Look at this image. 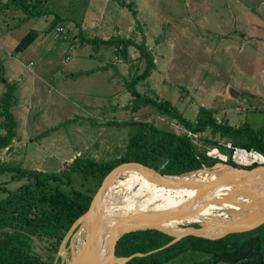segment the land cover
<instances>
[{
	"label": "rangeland",
	"instance_id": "obj_1",
	"mask_svg": "<svg viewBox=\"0 0 264 264\" xmlns=\"http://www.w3.org/2000/svg\"><path fill=\"white\" fill-rule=\"evenodd\" d=\"M8 1L0 0L2 26L5 24L3 7L11 6L7 4ZM151 1V6H143L142 10H138H140L141 18L146 21L145 24L151 29V34L143 35V42L149 39L153 45H157L158 50H154L153 53L157 56L160 66L151 80H146L147 77L139 80L135 84L136 90L151 97L169 99L190 121H195L198 107L203 105L214 110L217 121L227 123L232 127L248 124L253 128H258L263 125L264 0H232V4L229 3L230 0H205L206 3L201 0L202 4L198 0H190L189 5L183 3L182 0ZM226 4L231 6V9H226ZM12 6L21 9L13 4ZM123 6L130 11L122 8L121 16L125 20H129L131 16L136 23H139L136 4L134 6L125 2ZM114 7L116 5L108 2L106 9L113 12ZM42 8L45 9L44 6ZM187 9L190 10V23L183 21L181 17L182 10ZM161 11L163 20L156 21V13L159 14ZM56 19L57 17H54L48 27L52 29V38L54 27L59 23L63 24ZM160 23L163 25L166 23L165 28L170 24L172 29H166L161 35H156L154 31L156 28L159 31ZM65 28L68 34V30L73 28L77 35L73 37V32L70 31L69 39L53 38L62 43L56 46L60 63L58 72L63 74V78L64 74L70 78L68 69L71 64L75 63L74 59L79 53L81 62L84 63L82 66L89 67L79 80L81 83L95 85L93 96L88 91L90 87L84 84L83 88L87 91L82 95L79 94L78 97L70 92L61 97V94H58L60 100L57 106L50 105L51 101L48 100L50 94L45 96L42 100L46 108L45 114L40 113L43 112L40 109L36 112V116H33V113L26 116L19 108H14L15 110L11 112L15 111L13 115L17 120L16 134L9 147L0 149L2 161L19 165L22 168L57 173L67 169L77 155L93 158L96 161L117 158L124 153L129 137L136 130L135 125L124 123L128 120L150 122L158 128L179 135H188L198 151H204L210 157L220 159L228 157L231 148L228 138H223L218 134L212 135L209 129L192 134L176 119L159 113L150 105H140L136 110L131 109L132 96L127 91L126 85L132 78L131 75H138L136 71L143 69L145 61L142 64L133 63L131 69L129 71L127 69L123 74L122 65L128 63L129 60L114 63L112 62L113 53L107 44L101 43L93 46L89 43H82L80 36L85 35L80 30L71 25ZM82 29L84 34L89 31V27ZM1 31L3 28L0 29ZM150 37L153 39L150 40ZM135 38L138 42L141 41V37ZM70 45L73 47L71 48ZM129 49L128 54L133 51V55H129L131 59H134L138 53L140 55L137 47L130 45ZM145 50L148 51L147 48ZM150 54L153 58V54L151 52ZM66 55L70 56L68 61L65 60ZM7 61L15 62L20 73H26L14 57L8 55L4 61L0 59V84L4 88L5 84L1 81L7 76L4 72ZM104 64L113 70L119 66L117 67L120 71L119 79L116 82L108 81L100 75L96 77L93 75L94 69L103 72ZM134 65H136L135 68ZM150 85L155 88V93L150 90ZM67 88L73 87L68 84ZM1 121L2 117H0ZM120 121L123 123L119 124ZM71 177L72 183H67L65 177L58 180L61 190L69 191L72 187L75 189L89 187L88 184H82L84 181L77 173L73 172ZM27 181L25 177L13 179L12 173L1 174L0 185L6 191H1L0 198ZM76 230L77 227L72 229L61 244V250L64 248L66 251L65 257L53 255L54 262L59 258L58 264L69 263L72 257L71 243ZM258 231L261 232L262 229ZM32 239L23 240L39 253H42V247L47 248V242L44 240H39L36 236ZM193 239L191 236L185 241L182 240L178 245H190ZM104 248L105 242L98 248L99 255L104 252ZM209 257H211L210 252L189 246L170 257L164 264H193Z\"/></svg>",
	"mask_w": 264,
	"mask_h": 264
},
{
	"label": "trees",
	"instance_id": "obj_2",
	"mask_svg": "<svg viewBox=\"0 0 264 264\" xmlns=\"http://www.w3.org/2000/svg\"><path fill=\"white\" fill-rule=\"evenodd\" d=\"M122 3L124 5L125 2L122 1ZM7 4L21 8L28 18L41 16L45 13L41 0H9ZM61 20V18L56 19L58 22ZM80 38L82 43H89L93 46H98L101 43L108 46L121 44V55L124 60L129 59V46L137 47L140 50L139 57L144 59L145 65L138 75H131L132 78L130 77L131 79L126 85L127 91L132 96L131 109L136 110L140 105H150L159 113L176 119L192 134L209 129L212 135L218 134L230 140L232 145L229 149L230 152L225 160L210 157L204 151H198L188 135H179L158 128L150 122L128 120L124 123L135 125L136 130L129 137L124 153L117 158L96 161L93 158L77 155L67 169L57 173L22 168L0 159V175L8 172L12 173L13 179L25 177L28 180L0 198V228L22 229L36 236L39 240L47 242V248L42 247V253H39L23 240H33L29 235L19 230L0 232V264H58L59 258L54 262V256L51 252H56L59 249L72 224L86 211L103 177L120 163L140 162L154 168L161 174H180L200 168L202 165L211 166L216 163L211 168H205L208 170L201 172V174L230 176V173L221 171L227 166L223 162L238 165L231 157L235 147H238L237 149L245 148L248 152L256 151L264 156V124L258 128H253L248 124L232 127L227 123L217 121L214 110L203 105L198 107L195 121H190L169 99L162 100L156 96L151 97L138 92L135 84L148 77L155 66L152 55L145 50L146 46L143 42L136 43L130 37L121 36H111L106 39L98 36H80ZM15 101L14 85L6 82L5 90L0 95V117H2L0 127L4 130L3 133H0V149L9 147L16 134L17 120L11 112V106ZM256 164L252 163L246 167L249 168ZM120 171L124 172L115 179V193L118 196L124 193L123 186H120L130 181L128 177L149 174L148 171L136 165H125ZM73 172L77 173L84 181L83 185L88 184L89 187L85 189L72 187L69 191L61 190L58 180L65 177L67 183H72ZM117 179L118 182H116ZM51 182H55V184H51ZM1 191H6V189L0 185V193ZM114 198L115 194L108 199V202ZM151 219L158 220L161 218L153 216ZM260 229H262L261 232L258 231ZM251 237H256L262 241L264 246V223L246 233H233L214 240L193 236L194 239L190 245L182 246L183 244H180L164 253L135 256L129 259L127 263L162 264L166 259L189 246L210 252L216 258L220 253L232 251ZM172 238L171 235L153 228L134 230L119 238L115 252L116 254H123L130 251L154 249L169 242ZM189 238L191 236H187L184 241ZM107 254H114V244L109 248ZM195 264L203 263L197 262Z\"/></svg>",
	"mask_w": 264,
	"mask_h": 264
},
{
	"label": "crops",
	"instance_id": "obj_3",
	"mask_svg": "<svg viewBox=\"0 0 264 264\" xmlns=\"http://www.w3.org/2000/svg\"><path fill=\"white\" fill-rule=\"evenodd\" d=\"M106 1L112 2V5H116L113 12L106 9L108 5V2ZM122 1L129 2L134 6L136 4V12L140 20H138L139 23H136L134 18L131 16H129V20H125L121 16L123 14L122 8L128 9L126 6L122 5ZM198 1L202 4L201 0ZM182 2L189 5L190 0H182ZM151 3V0H44L43 6L45 7V13L41 16H33L29 18L21 9L12 5L7 7L4 6L3 17L5 19V24L3 26V31H1L4 33L0 32V59H3L4 61L8 55L12 56L26 71V73H20L17 64L13 61H7L6 67L4 68V72L7 73V76L5 79H2L1 83L3 82L5 84L6 82H10L14 85V96L16 101L11 106V111L14 108H19L23 115L27 116L30 113H33V116H36V112L41 109L43 112L40 113L45 114L46 108L42 103L45 96L50 94V97H48V100L51 101L50 105L52 106L55 104L54 106H57L60 100L58 94H61V97L70 92L74 93L78 97L79 94L82 95L87 91L83 88L84 84H87L88 87H90V89L88 88V91L93 96L95 85L91 83H81L79 80L80 76L83 75V72L89 68L87 65L82 66L84 63L81 62L79 53L74 59L75 63L71 64L69 67L70 69H68L70 70V78H68L66 74H64L63 78V74L58 72L60 63L58 61V48L56 46L61 45L62 43L54 40V37L52 38V29H48L54 17L61 18L62 20L59 22L63 23L65 26L71 25L76 27L77 30H80L86 37H92L90 35L101 38L121 36L130 37L135 42L140 43L143 42V35L151 34L150 27L145 24L146 21L140 16V10L143 9V6H151ZM204 3H206L205 0ZM229 3L232 4V0H230ZM225 7L226 9H231V6L227 4ZM189 12L190 10L188 9L182 10L181 12L183 21L187 23H190ZM234 17L237 19L236 15ZM159 20H163L162 11L159 14L156 13V21ZM164 25L160 23L159 31H157V28L154 31L156 35H161V33L166 29H172V27L169 26L170 24H168L166 28ZM83 27H89L87 34H84L82 29ZM219 27L221 28L222 25L220 24ZM70 31L73 32V37H76L77 34L74 33L73 28L72 30H68L69 34L71 33ZM165 34L166 33H164V35ZM138 36L141 37L140 42H138V39L135 38ZM151 39L153 38L150 37V40ZM143 43L148 51L153 54V61L155 64L154 67H156L155 69L153 68L154 73L151 72L146 78V80H151L152 76L157 73L160 66L157 56L153 53V51L158 50V48L157 45H153V42H150L149 39H146ZM128 52H130L129 48ZM131 54L133 55V51H131L129 55L131 56ZM130 56L128 59L129 62L124 64L125 66L122 65L123 71L121 72L123 74L127 71V69L128 71L131 69L133 63L142 64V62H144V59L139 57V53L134 59H131ZM103 66V72H99V70L94 69L93 75L95 77L100 75L108 81L116 82L119 79L118 74L120 71L117 68L119 66H117L115 70L109 68L106 64ZM135 67L136 65H134V68ZM141 71H136V73H140ZM68 84L73 88H67ZM150 88V90H153L152 92L155 93V88L151 85ZM4 89V86L2 87L0 84V94L4 91ZM14 112L15 111H13V114ZM32 119L34 120V117H32ZM2 131L3 130L0 129V133H2ZM148 255L150 254H147V256ZM169 258L166 259V261H168ZM199 263L264 264L263 242L256 237H251L232 251L220 253L216 258H214L211 254V257L200 261ZM124 264L142 263L125 262ZM162 264H164V262Z\"/></svg>",
	"mask_w": 264,
	"mask_h": 264
},
{
	"label": "bare ground",
	"instance_id": "obj_4",
	"mask_svg": "<svg viewBox=\"0 0 264 264\" xmlns=\"http://www.w3.org/2000/svg\"><path fill=\"white\" fill-rule=\"evenodd\" d=\"M234 160L242 165H250L254 162L264 163L262 155L242 149L236 151ZM207 170L193 171L184 174L183 178L181 176L179 178L176 176L159 177L156 174L133 175L128 177L130 181L120 186H123L124 193L119 196L115 193V179L124 171L112 175L102 191L100 204L96 205L98 225L93 237L90 232L91 216L84 214L76 224L77 230L71 243L72 257L68 264H101L109 256L107 251L114 244V238L125 228L157 226L170 233L179 234L185 226L197 220L196 217L203 212L218 207H232L233 202L227 199L247 200L251 195H243L237 191H257L259 190L256 188L257 185L262 183L261 188L264 189V178L258 179L259 177L253 175L235 174L228 166L222 168L221 172L230 173V176L201 174ZM118 181L117 179L116 182ZM160 181L164 182V186L160 184ZM214 182L219 184H212ZM192 183H196L200 189L188 188ZM114 194L115 198L108 202ZM153 216L161 219L152 220ZM259 217L261 214L251 219L256 220ZM216 218H208L201 228L209 230L208 234H215L217 230H225L228 223L245 224L252 221L242 217L228 221ZM104 242V253L98 257L100 253L98 248ZM65 252L62 249L63 257H65Z\"/></svg>",
	"mask_w": 264,
	"mask_h": 264
},
{
	"label": "water",
	"instance_id": "obj_5",
	"mask_svg": "<svg viewBox=\"0 0 264 264\" xmlns=\"http://www.w3.org/2000/svg\"><path fill=\"white\" fill-rule=\"evenodd\" d=\"M242 150H246V149L242 148ZM254 152L257 154H260L256 151H254ZM222 160H224V159H222ZM232 160L235 163H237L234 160V155L232 156ZM223 163H225L232 171H234L235 174L253 175V176L259 177L258 179L264 178V163L263 164H256L255 166H252L249 168L244 166V165L235 166V165H232V164H229L226 162H223ZM215 164H213L211 166L202 165L200 168L189 170V171H186V172H183L180 174H161L158 171H156L154 168L147 166L145 164H142L140 162L128 161V162L120 163V164L116 165L115 167H113L104 176V178L102 179L98 189L96 190L95 194L93 195L88 208L72 224V226L69 229V231L67 232L65 238L68 236V233L70 231H72V229L76 228L77 222L79 221V219L84 214H87V215L92 217V226L90 228V232H91V236L93 237V235L96 231V227L98 225L97 216H96V211H97L96 205L98 206V204H100L99 200H100V196L102 194V191L104 190L108 180L112 177V175L119 172L122 169V167H124L125 165H136V166L148 171L149 174L154 173V174L158 175L159 177L176 176L177 178H179V176H181V178H183L184 174H187V173H190V172H193L196 170L200 171V170H203L205 168H211ZM228 179L230 180V178H228ZM177 182H179L178 179H177ZM160 184L162 186H164L163 181H160ZM212 184L215 185V184H219V183L214 182ZM262 184L257 185L256 188L259 189L257 191H253V190H252L253 192L249 191V190L243 191V192L237 191V193L240 192L243 195L244 194L245 195L251 194V195H249V199H247V200L241 199L240 201H237V199H235V201H234V198L227 199V201H229L231 203L233 202L232 207H230V206H229L230 208L229 207H218V208H214L210 211L203 212L201 215L196 217L197 220L192 221L187 226H185L183 228L184 230L182 231V233H179V234L170 233V232L163 230L157 226H148V227H144V228H132V227L125 228L124 230H121L118 233V235L114 238V241H113V243H114V254L109 255L107 257V259H105V261H103L101 264H124L129 259H131L135 256H145L147 254L164 253V252L174 248L175 246H177L187 236H201V237L210 238V239H217V238H221V237L233 234V233H242V232H248V231L254 230L256 227H258L264 223V189L261 188ZM188 188H191L194 190L200 189V187L196 183H194V184L192 183V185H190ZM211 200L213 201L215 199H211ZM257 214H261V217H259V219H256V220H252L251 218H253ZM210 217H213V218L218 217L220 219L227 220V221L231 220V219H238V218L242 217V218H246V219L247 218L251 219L252 221H250L249 223H245V224H240V223H236V222L228 223L229 225L226 226L225 230L220 229V230H217V233H215V234H208L209 230H207L204 227L203 228H201V227H202L203 222L206 221ZM147 228L157 229V230L162 231L168 235H171L173 238L169 242L165 243L164 245H162L158 248L147 249L145 251H130V252L123 253V254H116L115 249H116L118 240L123 234L130 232V231L139 230V229L143 230V229H147ZM15 230H19V231L29 235L30 237L34 238V235H32L29 232L22 230V229L12 228V227L0 228V232H10V231H15ZM64 239L62 240L61 244H63ZM95 242H96V240H95ZM61 244H60V248L58 249V251L51 252L52 255H56V256L61 255V257L63 258L62 250H61ZM62 249L64 250V248H62ZM82 259H83V255H82Z\"/></svg>",
	"mask_w": 264,
	"mask_h": 264
},
{
	"label": "built area",
	"instance_id": "obj_6",
	"mask_svg": "<svg viewBox=\"0 0 264 264\" xmlns=\"http://www.w3.org/2000/svg\"><path fill=\"white\" fill-rule=\"evenodd\" d=\"M3 28V26L0 23V29ZM53 37L55 39H69V34L67 33L66 28L62 24H58L53 29ZM72 48L73 45H70ZM110 47V50L112 51V62L114 63H122L124 60L123 56L121 55L122 46L121 44H113ZM70 59L69 55L65 56V60L68 61ZM184 131V129H182ZM231 147V145H230ZM238 148V147H237ZM237 148L236 151L238 150ZM236 151L233 149V154L235 155ZM225 160V159H224Z\"/></svg>",
	"mask_w": 264,
	"mask_h": 264
}]
</instances>
